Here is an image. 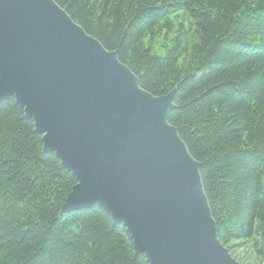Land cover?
I'll use <instances>...</instances> for the list:
<instances>
[{
  "label": "trees",
  "instance_id": "trees-1",
  "mask_svg": "<svg viewBox=\"0 0 264 264\" xmlns=\"http://www.w3.org/2000/svg\"><path fill=\"white\" fill-rule=\"evenodd\" d=\"M153 97L174 91L168 124L199 174L221 245L264 264V0H53ZM179 41L155 54L169 17ZM76 184L14 100L0 104V264H147L97 205L61 213Z\"/></svg>",
  "mask_w": 264,
  "mask_h": 264
},
{
  "label": "water",
  "instance_id": "water-1",
  "mask_svg": "<svg viewBox=\"0 0 264 264\" xmlns=\"http://www.w3.org/2000/svg\"><path fill=\"white\" fill-rule=\"evenodd\" d=\"M153 97L53 0H0V104L14 100L76 184L61 213L98 205L147 264H239L199 174Z\"/></svg>",
  "mask_w": 264,
  "mask_h": 264
},
{
  "label": "rangeland",
  "instance_id": "rangeland-1",
  "mask_svg": "<svg viewBox=\"0 0 264 264\" xmlns=\"http://www.w3.org/2000/svg\"><path fill=\"white\" fill-rule=\"evenodd\" d=\"M169 21L171 23L170 24L171 27H169L168 30H162L160 32L161 34L157 38V42L154 50L157 56H162L165 52V48L171 47L172 44L179 41V38L181 37L182 40L179 43L180 47L178 53L179 54L178 64L180 65L183 61L184 54L188 50L186 39L191 40L193 36H191L189 31L185 33L184 38L182 37V32L180 31V27L182 26L186 28L188 25L187 17L185 14L174 13L169 17ZM124 66L128 68V66L126 65ZM229 254L239 264H261L259 263L260 262L259 258H256V256L252 252V249H250V246L246 244L239 245L237 248L231 250V253L229 252Z\"/></svg>",
  "mask_w": 264,
  "mask_h": 264
},
{
  "label": "bare ground",
  "instance_id": "bare-ground-1",
  "mask_svg": "<svg viewBox=\"0 0 264 264\" xmlns=\"http://www.w3.org/2000/svg\"><path fill=\"white\" fill-rule=\"evenodd\" d=\"M3 103V102H2ZM16 105V104H15ZM17 106V105H16ZM19 108V107H18ZM20 109V108H19ZM21 110V109H20ZM33 123V122H32ZM54 154V153H53ZM56 157V156H55ZM61 165V164H60ZM72 176V175H71ZM71 192V191H70ZM94 206V205H93ZM98 206V205H97ZM100 208V207H99ZM101 209V208H100ZM89 210V209H88ZM110 217V216H109ZM111 219V218H110ZM119 225V224H118Z\"/></svg>",
  "mask_w": 264,
  "mask_h": 264
}]
</instances>
